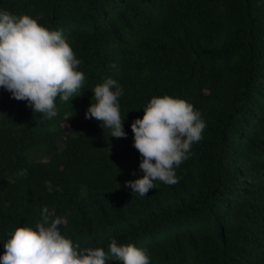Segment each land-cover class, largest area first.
I'll use <instances>...</instances> for the list:
<instances>
[{"label": "trees", "instance_id": "trees-1", "mask_svg": "<svg viewBox=\"0 0 264 264\" xmlns=\"http://www.w3.org/2000/svg\"><path fill=\"white\" fill-rule=\"evenodd\" d=\"M0 10L61 30L85 75L51 119L0 88V255L47 208L80 248L107 252L115 239L151 264H264V0H0ZM106 78L123 89L127 138L85 119ZM163 95L193 104L206 128L179 182L140 197L125 187L143 176L130 125Z\"/></svg>", "mask_w": 264, "mask_h": 264}, {"label": "clouds", "instance_id": "clouds-1", "mask_svg": "<svg viewBox=\"0 0 264 264\" xmlns=\"http://www.w3.org/2000/svg\"><path fill=\"white\" fill-rule=\"evenodd\" d=\"M80 60L61 30H51L27 15L0 10V88L17 101H26L32 112L51 119L57 116L58 100L71 102L81 96L85 75ZM85 119H95L110 129V136L127 138L126 117L120 113V84L106 78L96 85ZM94 101V102H93ZM142 118L132 121L133 147L139 152L142 178L125 182L132 193L145 197L156 188L179 182L176 169L191 156V148L203 139L206 121L190 102L163 95L152 97L143 108ZM22 170L20 175H26ZM135 175V173H133ZM49 191L52 190L49 182ZM64 217L52 218L47 208L41 221L32 227H17L4 243L0 264H151L143 248L111 239L107 252L101 247L80 248L59 230Z\"/></svg>", "mask_w": 264, "mask_h": 264}]
</instances>
